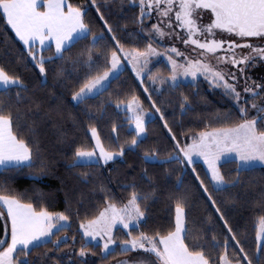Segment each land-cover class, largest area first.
<instances>
[{"label":"snow or ice","instance_id":"obj_1","mask_svg":"<svg viewBox=\"0 0 264 264\" xmlns=\"http://www.w3.org/2000/svg\"><path fill=\"white\" fill-rule=\"evenodd\" d=\"M101 3L106 4L107 0H90V4L72 0H0V18L14 30L45 78L46 65L51 60L63 59L65 51L80 41H88L78 53L86 57L79 62L87 71L72 91L73 101L83 103L107 91L125 65H131L152 105L145 108L140 96L134 93L109 101L124 113V123H113L111 129L110 139L117 143H106L100 127L90 122L87 132L92 143L76 145L68 167L106 166L118 158H126L128 152L140 151L147 139V124L159 118L173 147L164 157L158 148L144 149V164L178 161L185 168L190 165L194 179L215 205L227 235L222 240L215 232L210 239L206 234L194 237V227L188 221V198L183 194L174 196L168 225L144 230L142 225L148 221V211L142 202L149 199V194L142 192L133 180L122 185L131 189L126 200H117L110 190H104L103 203L94 214L79 219L77 231L81 243L77 250L78 237L70 236L67 230L72 227V216H80L78 210L50 211L46 204L27 193L0 190V218L5 220L4 236L0 237V264H36L33 249L48 244L62 255L63 264H87L85 258L90 253L95 255V248L101 249L102 260L113 253L123 257L114 264H264V204L256 209L259 214L255 245L250 253L209 191V184L216 191L235 187L241 182L242 171L257 164L264 166V99H258L264 98V82L252 79L246 71L250 66L264 64V0H129L139 9L135 23L139 25L138 34H143L146 40L143 48L122 42L117 29L101 11ZM90 6L95 7L105 25L100 31H93L86 20ZM124 28L127 29V24ZM106 38L110 45L97 47ZM165 38L167 46L161 51L154 41L165 43ZM176 40L186 50L172 42ZM53 42L52 55H44ZM161 57L167 73L152 71L154 61L159 63ZM201 77L231 101L238 118L233 119L231 110L217 112L215 118L220 121L217 126L208 124L199 131L187 130L182 133L181 142L164 110L152 98L153 92L162 94L165 86L178 88L185 80L199 83ZM145 78L150 84L145 83ZM41 82L46 83V79ZM150 85L156 87L150 90ZM27 91L28 84L21 75L0 65V94L14 95L19 104ZM190 107L189 98L184 95L180 109L186 112ZM20 119L19 111L12 105L0 103V170L31 168L37 163L38 141L21 132ZM124 126L133 134L119 143V128ZM198 159L206 164L207 183L197 171ZM229 161L236 164L235 175L231 177L221 167ZM79 175L86 180L89 173ZM142 175L151 179L147 167ZM176 183L178 187L183 185L182 175L177 176ZM118 227L124 230V238L117 236ZM52 248L43 257H49ZM51 264L62 261L52 256Z\"/></svg>","mask_w":264,"mask_h":264},{"label":"trees","instance_id":"obj_2","mask_svg":"<svg viewBox=\"0 0 264 264\" xmlns=\"http://www.w3.org/2000/svg\"><path fill=\"white\" fill-rule=\"evenodd\" d=\"M72 2L90 4V0ZM101 11L113 28L117 29V36L126 46L144 47L146 40L143 34H138L139 25L135 23L138 7L132 6L129 0H107L106 4L101 3ZM86 20L93 31H100L105 27L94 6H90ZM110 43L106 38L100 41L97 47L104 48ZM87 44L88 41H80L65 51L63 59L51 60L46 65L48 73L45 78L38 72L28 57L25 46L10 26L0 18V65L10 73L21 75L28 84V91L22 102L17 104L14 95L9 97L7 94H0V103L10 104L19 111L21 132L39 144L37 163L31 168L0 170V190L27 193L29 197L38 198L40 202L46 204L50 211L69 210L70 213H74L78 210L80 216H72V227L67 230L70 236L78 237L75 245L77 250L81 243L80 233L77 231L79 219L86 214H94L96 208L103 203L104 190H110L117 200H126L131 189L123 188L122 185L133 180L142 192L149 194V199L142 202L148 211V221L142 225L144 230L150 231L168 225L173 214L174 196L183 194L188 198V221L190 226L194 227L192 235L201 238L206 234L210 239L211 234L215 232L222 240L227 235L225 225L216 213L215 205L211 204L207 194L194 179L190 165L185 168L178 161L144 164L142 159L144 149L158 148L164 157L173 147L170 134L159 118L147 124V139L141 145L140 151L128 152L126 158H118L106 166L92 164L68 167L75 146L80 143H92L87 132V125L90 122H95L100 127L106 143H117L110 139L111 129L113 123H124V113L117 110L109 101L118 97L123 99L134 93L140 96L145 108L152 107L147 94L143 91V85L126 67L119 73L118 78L111 81L107 91L83 103L73 102L72 91L87 71L79 62L86 57L82 58L78 53ZM53 52L52 47L45 50L44 55H52ZM100 59L102 61L103 58ZM152 68L153 72L168 71L167 65L162 61L154 62ZM45 79L46 83H42L41 81ZM145 83L150 84L147 78ZM153 86L155 85H150V90L154 88ZM184 95L188 96L191 103L186 112L180 109ZM152 98L156 99L164 110L165 118L181 142L184 141L182 133L187 130L199 131L208 124L217 126L220 123L215 118L217 112L231 110L233 119L238 118L231 101L220 89L210 87L204 79H200L199 83L182 82L178 88L165 86L162 94L154 91ZM119 133V143L130 139L133 134L126 126L120 127ZM145 167L148 168L150 180L142 175ZM221 167L230 177L235 175L234 161L222 163ZM197 171L207 183L208 177L200 161H197ZM81 172L89 173L86 180L79 175ZM181 175L183 185L178 187L176 178ZM240 180L235 187H227L220 191H216L209 184V191L212 192L217 205L224 212L225 218L233 226L245 248L251 253L254 251L256 217L259 214L256 209L264 204V166L257 165L250 170L242 171ZM4 224L5 220L0 218V237L4 236ZM116 234L119 238H124V230L119 227ZM60 235H63V232ZM50 248L51 244L33 249L32 258L36 264H42L40 258L51 264L52 256L61 259L63 264L62 255L54 248L49 257H43ZM64 251L67 252L68 249L64 248ZM94 252L95 255L90 253L85 258L87 264H109L122 257L118 253H113L102 260L101 249L95 248ZM129 254L131 253L126 255Z\"/></svg>","mask_w":264,"mask_h":264},{"label":"rangeland","instance_id":"obj_3","mask_svg":"<svg viewBox=\"0 0 264 264\" xmlns=\"http://www.w3.org/2000/svg\"><path fill=\"white\" fill-rule=\"evenodd\" d=\"M154 22V21H153ZM10 26V25H9ZM10 28H11V26H10ZM12 31L14 32V30L12 29ZM14 34H15V32H14ZM18 38V37H17ZM166 39V42L165 43H161L159 40H156V41H154V43H155V45L157 46V47H159L160 49H161V51H163V48L164 47H166L167 46V39L168 38H165ZM172 42H175L176 43V46L177 47H179V48H181L182 50H186L185 48H184V46L178 41V40H176V41H172ZM22 43V42H21ZM23 44V43H22ZM24 46V45H23ZM52 47H53V49H54V46L52 45ZM55 50V49H54ZM160 59V61H162V62H164V59L161 57V58H159ZM155 62V61H154ZM125 67L126 68H128L129 70H130V72L134 75V77H135V73L131 70V65H125ZM152 71H153V68H152ZM247 74H248V76L249 77H251L252 79H256L258 82H264V80H261V77H264V64H258L257 66H255V67H252V66H250L247 70ZM135 79L139 82V80H138V78H136L135 77ZM201 79H203V77H201ZM184 82H188L187 80H185ZM242 82V81H241ZM154 88L156 87V86H153ZM249 99H251V97H249ZM258 99H264V98H258ZM73 102H75V101H73ZM76 103V102H75ZM158 115V114H157ZM197 161H201L202 162V164H203V166H204V168L206 169V164H204L203 163V161H202V159H198ZM257 165H259V164H257ZM129 255H134V253H131V254H129ZM123 257H121V258H119V259H116V260H120V259H122ZM115 261V260H114ZM114 261H112L111 263H109V264H114Z\"/></svg>","mask_w":264,"mask_h":264},{"label":"crops","instance_id":"obj_4","mask_svg":"<svg viewBox=\"0 0 264 264\" xmlns=\"http://www.w3.org/2000/svg\"><path fill=\"white\" fill-rule=\"evenodd\" d=\"M53 46H54V42H53V44H52ZM54 49H55V46H54ZM201 162V161H200ZM202 163V162H201ZM10 222V221H9Z\"/></svg>","mask_w":264,"mask_h":264}]
</instances>
